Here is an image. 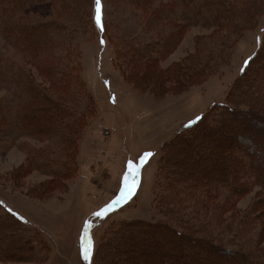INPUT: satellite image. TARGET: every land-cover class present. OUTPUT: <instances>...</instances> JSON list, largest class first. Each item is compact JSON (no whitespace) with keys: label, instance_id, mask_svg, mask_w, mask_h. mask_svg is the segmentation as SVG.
<instances>
[{"label":"trees","instance_id":"16d2710c","mask_svg":"<svg viewBox=\"0 0 264 264\" xmlns=\"http://www.w3.org/2000/svg\"><path fill=\"white\" fill-rule=\"evenodd\" d=\"M94 2L0 0V35L14 49L0 54V82L6 81L12 90L18 134L43 143L22 145L25 159L6 177L31 200L66 193L77 173L78 141L96 112L81 77L79 50L93 28ZM105 3L111 15L137 20L134 31L104 21V33L113 44L123 81L154 98L178 95L205 81L229 60L234 43L264 13V0ZM205 16L210 31L193 36L191 51L162 66L189 24ZM261 129L264 30L261 45L232 82L224 102L160 146L154 203L165 221L124 220L108 228L92 264H264ZM34 170L46 178L25 185ZM252 192L246 207L239 208ZM26 224L0 200L1 262L47 260L50 248Z\"/></svg>","mask_w":264,"mask_h":264},{"label":"rangeland","instance_id":"374dc122","mask_svg":"<svg viewBox=\"0 0 264 264\" xmlns=\"http://www.w3.org/2000/svg\"><path fill=\"white\" fill-rule=\"evenodd\" d=\"M105 1L101 0V25L98 27L96 23L94 2L93 28L90 36L79 43L81 77L94 97L96 112L79 138L77 173L68 181L66 193L54 192L46 201L31 200L6 177V173L25 159L22 145L40 147L43 143L18 134L12 90L6 81L0 82V200L50 248L47 260L42 263L0 261V264H92L94 251L108 228L124 220L165 221L154 203L160 146L211 106L224 102L232 82L261 45L264 13L234 43L229 60L205 81L181 94L167 93L154 98L124 82L116 68L114 47L105 36L104 21L134 31L137 20L128 15H111ZM205 17L189 24L177 49L162 61V66L191 51L193 36L210 31L209 17ZM13 51L12 44L0 35V54ZM261 131L264 133V129ZM258 142L262 140L259 138ZM255 147L258 148L256 144ZM146 152L152 155L141 162ZM45 178L34 170L24 179V184ZM126 182L133 187V194L113 203ZM252 195L253 192L243 198L238 207L244 209ZM109 204L112 207L107 213L95 215ZM85 249L88 259L84 258Z\"/></svg>","mask_w":264,"mask_h":264},{"label":"snow or ice","instance_id":"6c2138e0","mask_svg":"<svg viewBox=\"0 0 264 264\" xmlns=\"http://www.w3.org/2000/svg\"><path fill=\"white\" fill-rule=\"evenodd\" d=\"M95 5H96V23L97 26L99 27L101 25V0H95ZM151 153H144V155L141 157V162L144 161L145 157H149L151 156ZM139 169H137L138 171ZM130 171H131V166H130ZM133 194V187L132 186H128L127 182L125 184V188L122 189L121 194L119 197H117V200L114 201L113 203H118L120 200L122 199H127L130 198V196ZM112 205H106L104 209L101 210V212H97L95 213V215H97L98 217H100L102 214L107 213L110 209H111ZM84 258L88 259V255H87V249L84 250Z\"/></svg>","mask_w":264,"mask_h":264}]
</instances>
